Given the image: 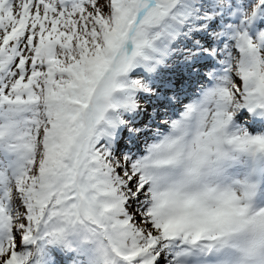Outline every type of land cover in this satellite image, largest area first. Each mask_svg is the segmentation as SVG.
<instances>
[{"label": "snow or ice", "instance_id": "obj_1", "mask_svg": "<svg viewBox=\"0 0 264 264\" xmlns=\"http://www.w3.org/2000/svg\"><path fill=\"white\" fill-rule=\"evenodd\" d=\"M0 264H264V0H0Z\"/></svg>", "mask_w": 264, "mask_h": 264}]
</instances>
